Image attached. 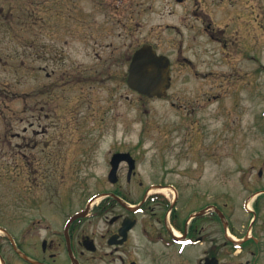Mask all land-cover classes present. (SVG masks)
Wrapping results in <instances>:
<instances>
[{
	"label": "rangeland",
	"instance_id": "1",
	"mask_svg": "<svg viewBox=\"0 0 264 264\" xmlns=\"http://www.w3.org/2000/svg\"><path fill=\"white\" fill-rule=\"evenodd\" d=\"M182 2L0 0V226L17 235L44 216L59 228L66 214L113 190L107 154L116 148L136 155L144 183L163 181L183 202L194 194L190 208L215 207L228 221L227 233L219 221L202 226L211 245L184 250L151 244L138 228L130 259L198 264L214 252L220 264H264V0ZM144 44L170 59L165 97L126 84ZM106 229L105 220L84 224L95 239ZM34 235L25 236L29 247ZM248 236L257 244H230Z\"/></svg>",
	"mask_w": 264,
	"mask_h": 264
},
{
	"label": "flooded vegetation",
	"instance_id": "2",
	"mask_svg": "<svg viewBox=\"0 0 264 264\" xmlns=\"http://www.w3.org/2000/svg\"><path fill=\"white\" fill-rule=\"evenodd\" d=\"M175 1L179 4L184 2ZM192 1L196 6H238L245 5L248 0ZM122 2L123 0H116V3L121 4ZM115 7L119 8L116 5ZM205 29L208 31L209 27ZM213 34L215 37V33ZM113 150L116 148H110L107 154L109 171L110 161L116 153H128L134 160L132 170L126 161L118 165L113 190L99 192L95 195H104V199L112 198L114 201L108 200V205L98 210H89L86 217H80L71 223L67 231L66 227L70 219L86 210H74L71 214H66L67 210H53L59 214H66L59 228L56 227L57 223L53 225L55 229L44 216L34 218L32 228L24 223L25 227L22 226L17 235L13 234L8 227L0 226L6 230V234L0 236V264L11 263V260L6 257L5 248H9L12 254L25 264H56L62 261L72 264V257L78 264H85L88 258L96 263H103L108 257L116 264H139L137 260L130 259L132 256L128 255L132 233L138 228L141 230V235L151 244L165 242L167 245L184 250L202 243H208V246L213 243L203 236L204 227L202 226L217 222V210H203L207 206L192 209L188 204L194 202L195 195H189L183 202L179 191L176 200L170 203L159 195L158 190L168 184L163 181L155 184L144 183L137 171L136 155L132 152L118 150L112 152ZM134 193L138 194V198L131 197ZM125 203L130 207H126ZM34 211L40 214L42 210ZM53 212L51 210L50 213L53 214ZM89 219L107 222L106 231L100 233L96 239L84 231V224ZM33 229L36 235H34L32 247H29L25 236ZM42 230L45 231L43 237L40 235ZM147 257L152 258V256ZM211 258L217 257L214 252H207L198 264H205L203 262ZM207 264L211 263L207 262Z\"/></svg>",
	"mask_w": 264,
	"mask_h": 264
},
{
	"label": "water",
	"instance_id": "3",
	"mask_svg": "<svg viewBox=\"0 0 264 264\" xmlns=\"http://www.w3.org/2000/svg\"><path fill=\"white\" fill-rule=\"evenodd\" d=\"M169 59L163 55H157L150 45L140 47L133 55L128 69L127 85L130 89L147 97L160 98L166 94L170 86ZM126 160L133 169V161L128 154H115L111 160V171L108 175L110 183L116 182L117 165ZM88 210V208L86 209ZM85 213L74 216L70 223ZM223 219L222 215H220ZM74 264L76 260L72 259ZM215 262V259H212Z\"/></svg>",
	"mask_w": 264,
	"mask_h": 264
},
{
	"label": "trees",
	"instance_id": "4",
	"mask_svg": "<svg viewBox=\"0 0 264 264\" xmlns=\"http://www.w3.org/2000/svg\"><path fill=\"white\" fill-rule=\"evenodd\" d=\"M105 202V201H104ZM103 202V203H104ZM102 203V204H103ZM254 208H255V210H257L258 209V201H256L255 203H254ZM242 246L244 247L245 246V244H242Z\"/></svg>",
	"mask_w": 264,
	"mask_h": 264
},
{
	"label": "bare ground",
	"instance_id": "5",
	"mask_svg": "<svg viewBox=\"0 0 264 264\" xmlns=\"http://www.w3.org/2000/svg\"><path fill=\"white\" fill-rule=\"evenodd\" d=\"M165 193V192H169L170 194H169V196H170V198L172 199L173 198V195H172V193L170 192V190H168V189H165V190H163L162 191V193Z\"/></svg>",
	"mask_w": 264,
	"mask_h": 264
}]
</instances>
